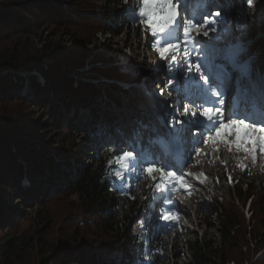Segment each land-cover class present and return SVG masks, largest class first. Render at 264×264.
Instances as JSON below:
<instances>
[{
    "label": "trees",
    "instance_id": "16d2710c",
    "mask_svg": "<svg viewBox=\"0 0 264 264\" xmlns=\"http://www.w3.org/2000/svg\"><path fill=\"white\" fill-rule=\"evenodd\" d=\"M137 2L133 8L139 6V0ZM126 8H129L128 3L123 0H0V109L11 101H25L37 109L43 106L42 112L49 114L48 123L22 117L0 122V264H14L11 258L18 256L22 238L11 234L14 224L41 212L52 197L59 195L76 198L78 224L95 228L101 239L108 238L98 246L85 241L75 246L63 244L57 250L62 262L159 264L162 259V249L152 247L149 228L153 220H162L169 208L174 217L171 221H177L171 204L160 208L154 216L160 199H152L141 210L120 220L127 211L122 198H130L135 192L138 176L130 171L122 173L123 180L115 176L120 168L114 158L127 150L110 151L108 148L97 153L93 157L95 166L90 169L79 166L75 152L56 147L52 140L45 138L47 132L57 127L73 135L74 131L84 133L86 128L90 133H97L95 127L102 124L103 117L97 115L92 105L101 104L104 97L118 103L115 96L123 88L120 83L133 87L153 76L152 67L143 65L122 74L108 59L88 48L91 42L87 37L91 32H111L118 21L129 22ZM79 22L87 24L92 31H74L72 35L77 43L45 40L46 32L56 30V36L58 31L70 30ZM136 24L153 39L148 28ZM257 32H264V24L252 28V33ZM37 40L41 44L39 48L35 46ZM254 43L250 47L252 57L263 55L264 42L258 39ZM81 78L100 84L86 83ZM101 79L109 81L99 82ZM26 80L33 91L29 98L20 95ZM88 104L92 109L88 127L76 124L78 108L83 109ZM130 107L145 111L140 99L130 100ZM50 150H56V154H51ZM109 160H113L111 166ZM243 172L244 167L238 169L233 183L224 173L214 179H203L198 173H191V180L206 191L209 201L206 209L216 220L220 241L216 243L198 236L186 240L188 264H229L228 254L236 248L250 249L251 245L263 255L257 264H264V175L251 172L243 175ZM142 175L148 176L147 173ZM157 176L161 173L154 172L151 178L157 181ZM197 176L204 182L195 179ZM125 181L127 186L122 193L117 186ZM158 184L160 191L156 192ZM170 187V180L159 181L155 194L166 196V189ZM177 188L178 192L189 196L194 194L189 179H184ZM248 203L249 219L244 213ZM3 252L10 256L4 259Z\"/></svg>",
    "mask_w": 264,
    "mask_h": 264
},
{
    "label": "rangeland",
    "instance_id": "374dc122",
    "mask_svg": "<svg viewBox=\"0 0 264 264\" xmlns=\"http://www.w3.org/2000/svg\"><path fill=\"white\" fill-rule=\"evenodd\" d=\"M260 2L261 0H253V6L247 10V16L253 22L256 21L257 14L260 11ZM137 4V0H128L129 7L133 8ZM243 7L242 0H218L217 3L212 5L213 10L217 8L221 9V15L224 14V10H231L232 33L229 39L239 34L236 22L241 14L239 10ZM257 25L259 27L262 26V24H254L252 28H255ZM208 27H211V25ZM205 30L207 29H201L198 33H193V35L196 39H207V37L203 36ZM74 31L85 33L87 31L91 32L92 29H89L87 24L79 22L73 28H70V30L58 31L56 36L54 35L56 30L46 32L45 40H56L74 44L77 43L72 35ZM251 32L247 36V39L250 41V47L258 39L264 42V33L258 34L257 37H252ZM216 34L218 33L209 32V37ZM87 39L91 42L88 48L95 54H100L108 59L109 64L116 66L121 70L120 73L122 74L129 73L130 70L136 69L139 65H143V67L149 69L152 67L153 70L159 68L161 65H165L162 71H153L151 79H143V83L140 85L132 87L131 85L125 86V84L120 83V86L123 88L115 96L118 99V103L110 100L108 97H104L101 104L92 105V108L96 109L97 115L103 117L101 120L102 124L95 127L97 133L94 134L92 131L90 133L86 128L85 134L74 131L75 135H73L72 133L67 134L66 129L61 130L60 127H57L58 129L54 128L55 130L53 129L45 134V138L52 140V143L56 144V147H66L75 152L77 155L74 157L78 159L80 167L89 166L87 168L93 169L95 166L94 155L108 148L110 151H128L130 148L129 137L132 130L137 126V120H143L144 122L152 121L157 125L159 123L157 116H160L161 113L160 110H157L158 107L161 105L164 108L163 105L169 104H175L180 107L182 95L176 92H172L169 95L168 92L171 89L166 90L163 96L157 95L149 98L145 95V89L159 93L160 88H163L162 84L165 85L167 81L168 68L167 61L162 60L158 52L153 50L151 47L152 40L148 38L143 28L136 23L118 21L116 26H114V31L105 33H97L96 31L95 34L91 32V35ZM218 43L221 46L224 44L223 41ZM35 46L38 48L41 46L39 40L35 42ZM31 47L34 48L32 45ZM177 59L179 60L181 57L177 56ZM251 59L257 77H259L261 69L264 68V54L261 56L256 55L255 57H251ZM86 68H89V66L87 65ZM39 80L41 85L44 86V80L42 78ZM81 80L94 85L100 84L98 81L85 78H81ZM103 81L108 82L109 80H99V82ZM157 83H159V88L156 87ZM27 84L26 80L23 90L20 92V95L24 98H29L28 95L33 93ZM132 99H140L143 102L145 111L131 108L130 100ZM52 100L50 99V101ZM174 101L176 103H172ZM160 102H163V105ZM227 105L228 100L226 107ZM43 108V106L39 109L34 108V105L25 101H11L0 109V122H11L22 117L31 121L48 123L49 114L47 111L42 112ZM78 110L76 124H84L88 127L90 118L92 117L91 105L89 106L88 104L87 107L83 109L78 108ZM172 110L173 105L169 107L167 113L179 117V113H174ZM179 119L183 120L184 118L179 117ZM157 126L159 127V125ZM56 132H60V135L56 134ZM256 135H259V133ZM199 147L200 154L189 158L190 163L184 168L185 173L191 174L196 172L203 179H214L224 173L227 175L228 180L229 176H231L230 183H233L236 182L234 180L238 169L243 165V175L250 172L256 173V175H264V155L257 153L256 162L254 163L251 145L248 146L249 151L247 153L243 150H237L235 142H233L231 150H229L228 145L219 142L213 145L211 141ZM50 153L56 154V150H50ZM167 171L165 169V172ZM136 178L135 192L131 195L134 199L122 198L125 201L127 209L120 216V220L122 221L125 220L126 216L141 210L149 200L153 199L155 186L157 182L161 181V176L156 177L157 181L145 175H138ZM190 184L193 186L192 190L194 191L192 196H188L183 192L178 193L177 191H173L170 201L160 199L155 206L154 216H157L160 208L171 204V208H173L177 219V221L153 220L150 224L149 232L152 235V247L158 246V248L162 249V259L159 264H188L190 258L186 240L193 239L196 236L201 239L212 240L216 243L220 241L216 220L213 216H209V212L206 209V203L209 201L205 189L198 186V183L190 182ZM75 199V197L68 198L66 195L54 196L41 212L33 213L27 218L23 217L24 220L14 224L11 234L22 238L19 245L20 248H18V256L15 255L14 258L10 257L14 264H71L72 262H62L58 259L59 252L57 250L63 244L75 246L85 241L98 246L108 241V238H99V233L95 228H87L83 224L77 223L80 217L78 216ZM244 213L246 218L249 219L251 215L249 203ZM162 221L164 223H161ZM166 222L169 223L166 224ZM171 224L173 227L170 226ZM228 255L231 259L229 264H257L258 260L263 257L262 252H257L252 245L250 249L248 247L242 249L236 248ZM8 256L10 254L3 252L1 257L5 259Z\"/></svg>",
    "mask_w": 264,
    "mask_h": 264
},
{
    "label": "snow or ice",
    "instance_id": "6c2138e0",
    "mask_svg": "<svg viewBox=\"0 0 264 264\" xmlns=\"http://www.w3.org/2000/svg\"><path fill=\"white\" fill-rule=\"evenodd\" d=\"M123 2L127 4L128 0ZM217 2L139 0L137 8L125 9L129 22L150 30L153 37L151 47L162 60L167 61L168 78L164 87L159 93L145 89V95L149 98L163 96L168 89H171L169 95L172 92L182 95L181 106L176 111L185 119L167 112L164 116L158 115L164 131L152 121H137L129 137V150L114 158L120 168L115 172L117 179L123 180L125 171L138 175L147 173L150 177L154 172H160L161 183L171 181L172 187L166 189L167 195L154 194L153 201L171 200L173 190H178L177 186L183 183L185 175H191L184 172L190 163L188 157L198 156L199 146L209 141L213 145L218 142L228 145L229 150L235 142L237 150L245 153L251 145L254 163L257 153L264 155V68L257 77L251 59L254 54L247 39L254 24H264V0L260 2L255 22L247 16L253 0H242L244 7L239 10L241 14L236 22L239 34L231 39V10H224L221 15V9H212ZM201 29H207L203 32L207 39H196L193 35ZM209 32L218 34L209 37ZM221 41L223 46L218 43ZM177 56L181 59L178 60ZM164 67L161 65L153 71H162ZM156 87L159 88V83ZM225 99L228 100L226 108ZM170 106L163 105L165 111ZM165 120H168L167 124H164ZM178 153L183 159L182 164L173 162L172 157ZM112 163L113 160L108 161L109 166ZM195 179L204 182L198 176ZM126 186L125 181L117 188L123 193ZM159 191L160 184L156 189ZM162 219H174L170 208Z\"/></svg>",
    "mask_w": 264,
    "mask_h": 264
},
{
    "label": "bare ground",
    "instance_id": "6f19581e",
    "mask_svg": "<svg viewBox=\"0 0 264 264\" xmlns=\"http://www.w3.org/2000/svg\"><path fill=\"white\" fill-rule=\"evenodd\" d=\"M157 110H160L161 111V113H160V116H163L164 115V113L166 114V112L167 111H165V109L164 108H162V106L160 105L159 107H158V109ZM169 112H171V111H169ZM173 115V114H172ZM168 123V120H165L164 121V124H167ZM157 125H159V127H160V129H161V131H164L165 130V128L163 127V125H161V122L159 121V123H157ZM124 140V139H123ZM124 141H126V140H124ZM127 142V141H126ZM179 151H183V149H180ZM172 159H173V162H175V163H177L178 162V160H183L182 158H181V156L179 155V153L178 154H176L174 157H172ZM188 159H189V157H188Z\"/></svg>",
    "mask_w": 264,
    "mask_h": 264
},
{
    "label": "water",
    "instance_id": "95a60500",
    "mask_svg": "<svg viewBox=\"0 0 264 264\" xmlns=\"http://www.w3.org/2000/svg\"><path fill=\"white\" fill-rule=\"evenodd\" d=\"M251 31H252V30H251ZM261 33H264V32H257L256 34L251 32V36H252V37H257V35H258V34H261ZM254 34H255V35H254ZM142 83H143V82H142ZM142 83L136 84V86H137V85H140V84H142Z\"/></svg>",
    "mask_w": 264,
    "mask_h": 264
}]
</instances>
